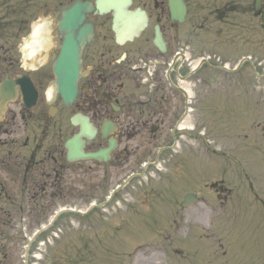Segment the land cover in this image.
I'll list each match as a JSON object with an SVG mask.
<instances>
[{
    "label": "flooded vegetation",
    "instance_id": "flooded-vegetation-1",
    "mask_svg": "<svg viewBox=\"0 0 264 264\" xmlns=\"http://www.w3.org/2000/svg\"><path fill=\"white\" fill-rule=\"evenodd\" d=\"M243 1L0 0V264H28L18 261V240L34 230V218L37 228L48 221L57 202L95 203L91 213L120 206L118 185L138 180L144 164L146 171L161 164L156 191L169 195L172 214L183 208L181 183L197 161L184 147L200 141L195 111L207 95L199 88L202 68L192 67L207 41L236 38L234 14L247 11ZM261 1L255 14L264 31ZM77 4L82 18L67 28L66 12ZM67 37L80 72L69 104L52 90ZM251 151L264 155V146L241 149L239 174L250 195L264 180L250 168ZM223 184H210L216 199L203 197L163 222L169 231L159 238L170 245L154 249L150 260L178 264L186 253V264H264V253H256L264 250V211L255 216L257 241L236 229L235 215L217 214L215 201H233Z\"/></svg>",
    "mask_w": 264,
    "mask_h": 264
},
{
    "label": "rangeland",
    "instance_id": "rangeland-1",
    "mask_svg": "<svg viewBox=\"0 0 264 264\" xmlns=\"http://www.w3.org/2000/svg\"><path fill=\"white\" fill-rule=\"evenodd\" d=\"M237 1L241 3V0ZM243 2H248L245 6L247 11L243 13L239 10L234 14L236 38L231 42L232 44L219 39L218 43L217 41L215 43L207 41L204 47V56L213 58L209 64L215 69L204 68L202 70L201 79L206 84L199 88L204 90L207 84L209 85V91L205 97V101L209 105L207 107L201 105L195 114L198 130L202 133L206 132L209 138L206 136L207 142L200 140V142L184 147L187 152V149H191L196 158H202L201 161H196L195 165L193 163L189 165L185 174L186 181L181 183L182 189L192 191L195 188V175L197 174L204 182L195 188L196 192L210 198L213 195L208 189L209 186H205V184L210 185L212 181L223 178L227 181H224L226 187L237 189L239 186L234 184L236 180L234 175L224 176L219 171L221 176L216 175L214 168L220 166L218 163L221 162V172L223 168H226L223 161L225 158L209 153L215 150L217 153L225 154L224 150L231 151L236 147L241 148L244 141L239 138L243 135L250 136L247 141L249 144L257 140L261 145H264V138L260 136L261 132L252 129L254 122L262 123L261 126H264V31L258 28L259 18L254 17L252 13L254 0H244ZM217 26L214 24V28ZM247 56H251L254 60L247 61L236 72L233 73L229 70L226 72L222 69L227 62L233 68L240 58H247ZM233 156L240 155L235 153ZM203 157L206 158L203 159ZM202 160L208 163L210 168ZM162 179V174L158 176L155 170H149L143 174V178L132 182L127 189L122 191L119 194V200L124 203L121 217H113L111 213L102 215L99 212H93L87 217H82L77 213H64L56 225L41 237L40 240L49 238L48 244L40 248L39 240H37L30 247V264H166L160 257L154 259L153 262L143 261V259H147L145 257H148L150 252L142 251L144 247L153 248L156 246L151 245L162 241V238L159 237L166 236L163 230L169 231L167 223L163 222L175 217H173L175 212L172 214L169 207L170 198L164 197L165 193L156 191L158 189L156 185L161 187ZM255 187L257 193L264 197V185ZM184 191L182 195H184ZM182 195L179 197L181 198ZM57 204L55 208L58 209ZM78 205V209H84L87 203L81 202ZM66 206L74 207V203L67 202ZM141 207L142 209L139 210L138 208ZM55 208L54 211L57 210ZM135 209L139 214H136ZM226 212L239 219L237 230L252 233L256 226L255 216L258 210L247 203L245 198L236 197L233 206ZM51 215L52 212L50 217ZM38 219L39 222H42L39 216ZM19 222L20 219H18ZM43 222L46 224L47 220L44 219ZM152 222L161 224L148 225ZM36 223L34 218V230L37 228ZM148 227H151V231L147 230ZM148 231L156 234L155 237L149 233L147 236ZM31 235L33 234L30 232L29 236L32 237ZM144 240L152 242L143 245ZM18 241L17 256L19 257L18 261H22L21 256L26 254L25 247L29 244L28 239L26 242ZM35 255H40L42 260L34 258Z\"/></svg>",
    "mask_w": 264,
    "mask_h": 264
},
{
    "label": "water",
    "instance_id": "water-1",
    "mask_svg": "<svg viewBox=\"0 0 264 264\" xmlns=\"http://www.w3.org/2000/svg\"><path fill=\"white\" fill-rule=\"evenodd\" d=\"M80 8V7H79ZM79 8H74L69 11V14H67V21H66V27H70L71 22L74 18H82V15L79 16ZM70 47L73 49V51L76 53V49L74 47V41L71 40V37H67V43L65 50L61 54V56L58 58L56 64H55V74L58 78V84H57V92L61 93L64 96V100L70 101L73 100L77 94V81H78V75H79V69H78V57L75 55H72V53L69 51ZM72 68L74 69L72 71Z\"/></svg>",
    "mask_w": 264,
    "mask_h": 264
},
{
    "label": "bare ground",
    "instance_id": "bare-ground-1",
    "mask_svg": "<svg viewBox=\"0 0 264 264\" xmlns=\"http://www.w3.org/2000/svg\"><path fill=\"white\" fill-rule=\"evenodd\" d=\"M227 68H229V64H227V66H226V68L225 69H227ZM40 258V257H39Z\"/></svg>",
    "mask_w": 264,
    "mask_h": 264
}]
</instances>
